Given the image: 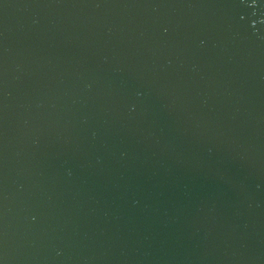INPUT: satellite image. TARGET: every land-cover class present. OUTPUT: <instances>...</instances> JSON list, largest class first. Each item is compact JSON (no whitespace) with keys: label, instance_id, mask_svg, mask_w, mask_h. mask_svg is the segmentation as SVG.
Instances as JSON below:
<instances>
[{"label":"water","instance_id":"95a60500","mask_svg":"<svg viewBox=\"0 0 264 264\" xmlns=\"http://www.w3.org/2000/svg\"><path fill=\"white\" fill-rule=\"evenodd\" d=\"M0 264H264V0H0Z\"/></svg>","mask_w":264,"mask_h":264}]
</instances>
